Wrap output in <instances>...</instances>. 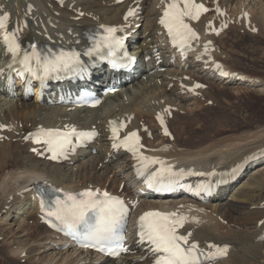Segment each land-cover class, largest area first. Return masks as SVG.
<instances>
[{"label": "bare ground", "instance_id": "1", "mask_svg": "<svg viewBox=\"0 0 264 264\" xmlns=\"http://www.w3.org/2000/svg\"><path fill=\"white\" fill-rule=\"evenodd\" d=\"M195 1L205 4L209 13L197 23L184 18V23L194 28L200 38L190 39L194 50L183 60L160 26L171 0H0V15L9 16L10 32L15 33L20 50L32 52L35 45L37 52L47 54L62 48L88 52L91 33L113 26L118 35L128 37L133 55L142 59L152 57L144 70L130 74L115 73L105 65L93 64L89 82L103 101L96 109H69L58 102L54 93L51 103L44 104L37 98L26 100L22 91L17 92L18 99H9L0 82V125L3 126L0 128V232L13 236L18 247L12 252L21 255V262L153 264L156 254L137 238L134 221L144 212L161 210L169 213V220L183 218L182 226L176 225V234L186 237L187 245L196 244L211 252L226 247L224 260L214 264H264V139L225 138L205 144L191 128L193 121L202 118L197 96L207 91L205 83L226 91L238 86L264 89L261 80L222 65L226 74L236 78L219 82L213 74L218 71L213 67L215 62L221 63L228 57L223 42L226 30L264 35V0H258V4L256 0H247V4L239 7L232 5L237 0ZM229 7H233L234 16L224 13ZM129 10L136 15L125 19ZM7 52L0 42V55ZM2 69H6L4 63L0 64ZM238 77L248 83H239ZM128 78L131 79L125 82ZM109 86L119 91L105 93ZM161 120L167 124V135L166 128L160 126ZM124 126L122 136L139 132L141 142L137 148L149 162L162 161L152 164L191 173L193 177L186 182L194 189L207 182L212 173H227L228 184L204 203L181 193L162 197L152 192L143 194L139 191L142 182L136 179L137 160L128 149L113 147L120 143L114 139L113 128ZM67 128L98 130L101 136L67 160L57 155V159H62L60 162L51 158L47 145L24 139L31 134L58 133ZM41 154L43 159L39 158ZM254 159L257 160L251 162ZM200 173L203 177H194ZM38 179L71 192L98 189L123 197L133 210L127 255L119 260L97 256L75 248L51 232L40 219L41 204L33 191ZM114 187L123 194L115 193ZM214 220L223 229L212 226ZM32 233L37 236L34 241Z\"/></svg>", "mask_w": 264, "mask_h": 264}, {"label": "snow or ice", "instance_id": "2", "mask_svg": "<svg viewBox=\"0 0 264 264\" xmlns=\"http://www.w3.org/2000/svg\"><path fill=\"white\" fill-rule=\"evenodd\" d=\"M183 3V8L179 7V4ZM207 11L203 5H197L193 0H171L167 5L164 12V19L161 23L168 28L169 35H173L174 43L176 37L179 36L182 40L195 39L196 33L192 31L189 26L184 23V18L187 17L192 20L199 19L202 12ZM219 13V9H217ZM223 15V13H219ZM128 16L133 15V11L129 10ZM8 16L5 14L0 16V35L3 37L4 43L7 45V51L12 54L13 62H18L22 67L17 70V74H22V72L27 71L32 74L34 78H41L38 75V70L42 69L43 76H48L51 73L59 72L62 70H71L73 65L79 63L78 53H61L60 55H54L51 59L44 57L41 58L40 54L36 51L35 45L32 46V53H24L23 59L17 61V57L20 54V46L16 42L15 33L9 34L6 29V22ZM127 19V16L125 17ZM108 33V37L105 38V46H108L110 50L114 45H118L114 37L116 32L115 28H108L105 30ZM175 32V35H174ZM99 46H95L90 49L85 55L91 56L94 51H98ZM35 61L37 68L32 67L31 62ZM11 67V65H9ZM196 87H200L197 85ZM163 124V120H161ZM3 126L0 125V128ZM84 136L86 134L76 133L75 129H72L69 133H45L46 139L43 143L48 145V151L52 152V159H56L57 155H64L66 149L71 144V136ZM113 134H116V128H113ZM167 135V131L165 130ZM135 139L138 144V137L136 133H131L129 137L126 138L124 146L132 151L136 155L135 146H129L128 141ZM40 142V141H37ZM119 145L114 144L113 147H118ZM139 159H144L139 157ZM151 163H163L162 161H151ZM161 172L171 173V169H161ZM173 175H175L173 173ZM151 186V185H149ZM98 193H93L92 191H87L81 194L82 197H87V199L77 200L75 196H67L64 202L57 200L56 208L54 211H49L48 215L55 216V218L62 223H69L72 221L82 220L88 212L99 211V219L94 225L93 229L88 233L90 239L102 242L110 240L114 237L116 226L120 217L124 215L123 202L109 197L108 193H103V199H98ZM71 203H68V202ZM43 203L41 208L43 211ZM183 218L180 220H169L167 216H161L160 213H145L140 217V237L143 241L147 239L151 245H153L152 251L154 253H163L157 260L156 264H201V256H205L206 259H213L217 255H223L226 253V247L216 248L215 252L202 253L198 251V245L192 244L188 248L181 246V241L187 244L188 240L186 237L176 235V225L182 226ZM264 223V222H262ZM191 235V234H189ZM88 246V245H85ZM95 246V245H92ZM215 246L209 245V248ZM121 251H126V249L121 248Z\"/></svg>", "mask_w": 264, "mask_h": 264}, {"label": "rangeland", "instance_id": "3", "mask_svg": "<svg viewBox=\"0 0 264 264\" xmlns=\"http://www.w3.org/2000/svg\"><path fill=\"white\" fill-rule=\"evenodd\" d=\"M219 2H222V0H219ZM247 2V0H243V2L237 0L232 5L233 7L236 5L239 7L247 4ZM258 2L256 0V4ZM232 9L229 7L224 13H230L234 16ZM255 9L257 11L258 7H255ZM227 31L228 33L225 34L226 37H224L223 42L228 57L226 61H220L221 65L227 70L242 73L264 83V35L262 33V36L260 34L251 35L249 31L238 29ZM205 85L208 92L206 91L197 96V105L199 107L201 105L202 118L190 123V126L193 123V127L191 126L193 131L200 134L198 140L210 144L214 140L225 138L234 141H237L238 137H240L239 140L264 139V89L259 91L254 90V88L238 86L226 91L214 84L207 85L205 83ZM112 180L113 178L108 182L112 183ZM106 187H108V184ZM114 191L120 195L123 194V191L119 188ZM211 225H218L223 229V226L216 220ZM7 237L0 232V264H28L27 262H21V255L12 252L18 247L15 246L13 236L12 238ZM31 237L34 241L37 236L33 234ZM13 254L16 256L13 257Z\"/></svg>", "mask_w": 264, "mask_h": 264}]
</instances>
